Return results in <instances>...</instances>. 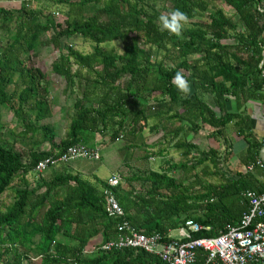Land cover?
Masks as SVG:
<instances>
[{"label":"trees","instance_id":"16d2710c","mask_svg":"<svg viewBox=\"0 0 264 264\" xmlns=\"http://www.w3.org/2000/svg\"><path fill=\"white\" fill-rule=\"evenodd\" d=\"M52 1L67 5L61 21L45 14V6L33 10L22 5L18 12L0 7V17L15 22L7 48L0 54V107L11 110L21 126L12 131L10 140L0 137V197L9 188L14 191L12 202L0 209V264H33L35 259L38 264H165L137 248L104 251L96 248L99 243L94 250L87 247L96 237L105 242L117 236L122 219L138 231L158 233L161 241L174 239L169 231L183 226L188 218L210 229L190 231L181 241L214 236L226 225L238 223L249 206L244 191L264 189L244 184L243 176L220 184L201 181L199 165L204 176L209 169L211 174L221 173L222 157L214 147L204 150L189 141H177L174 146L185 160L165 157L159 170L122 176L126 187L121 182L112 186L96 175L92 182L66 164L46 175L45 170L36 173L34 168L38 160L75 143L96 146L97 136L108 142L140 136L151 115L160 123L164 113H169V120L181 119L180 113L188 115V130H199L200 120L213 128L207 137L217 139L224 137L230 122L238 132H245L249 119L243 113L244 104L264 97V0H164L165 12L145 0ZM214 1L228 7L230 14L222 8L211 9ZM176 9L189 17L180 36L162 30L159 21L162 14ZM49 31L50 37L43 35ZM75 35L93 42V48L83 53L68 46L67 53H59L51 63L53 72L64 78L65 90L74 92L76 82L80 88L64 135L56 140L55 124L43 122L53 108L47 74L20 57L30 58L39 44L59 48L61 38ZM112 40L122 41V52L100 45ZM15 72L18 79L14 81ZM177 72L192 87L190 94L173 83ZM11 83L14 87L8 91ZM145 96L154 98L152 109L156 110L150 115L131 103L134 97ZM158 125L150 129L158 130ZM3 126L0 123V129ZM16 138L26 141L25 153L15 147ZM40 144L49 148L41 149ZM127 150L125 165L132 157L131 148ZM161 153L159 147L144 157ZM180 169L184 174L177 177L173 171ZM32 172L38 176L35 182L28 178ZM107 190L121 205L122 218L108 215ZM203 258L199 250L197 264Z\"/></svg>","mask_w":264,"mask_h":264},{"label":"rangeland","instance_id":"374dc122","mask_svg":"<svg viewBox=\"0 0 264 264\" xmlns=\"http://www.w3.org/2000/svg\"><path fill=\"white\" fill-rule=\"evenodd\" d=\"M146 2L150 1L154 3V6L157 9L165 12L163 7L168 6L167 2L164 0H145ZM22 5L27 6L29 9H39L42 7H46L44 9L45 14H50L53 20H62L65 16V11L67 9L66 4H57L54 3L52 0H0V7L8 8L12 11L18 12L21 9ZM211 9L222 8L225 13L230 14V9L226 7L220 1H214L210 3ZM39 19L43 20L45 17H40ZM14 21L11 19H7L4 16L0 17V54L4 52L7 48V44L9 42L8 37L10 36V27L14 25ZM51 31L44 33L43 35L46 37H50ZM103 47H114L116 51L122 52L123 50V43L121 40H112L107 42L100 43ZM73 47L83 53H88L93 48V42L90 40L80 36H68L63 37L60 40L59 48L54 47L51 44H39L36 48L35 54H32L30 58L25 55H22L20 59L24 63H30L47 74L49 89H50V97L51 102L53 103V108L51 115L44 118L43 122H52L56 126V140H59L63 137L64 132L66 130V126L69 123V115L71 114V105L73 100L75 99L77 93L79 92L80 88H78V82L74 86V92H70L69 90H65L66 82L64 78L56 73L53 72L51 68L52 61L59 55V53H67V47ZM146 47V46H145ZM155 57L160 58L161 55L155 54ZM71 67L73 70L77 68V65L73 63L71 60ZM3 67V65H0ZM14 81L18 79V73L15 72ZM14 87V83L8 85V91H11ZM192 90V87H191ZM152 96H145V97H134L132 99V105L138 110H144L147 114L153 113L155 110L152 109V106L155 107V102ZM63 107H66V114H64ZM0 123L4 124V126L0 129V137H4L5 139L10 140L12 138V131L17 132L21 129L19 120L13 114L11 110L6 107H0ZM148 119V127L143 130L140 136L130 137L124 136L119 138L117 141L108 142L107 138H101L99 136L98 144L96 145L99 149L100 159H85V158H78L66 163V166L71 167L72 171L80 172V174L94 182L95 178L94 175L97 177L106 180L113 174H119L121 177L125 174H132V172L136 171L141 172V170H146V166H148L149 162L152 169H157L158 165L163 161L160 156L154 157L152 160L145 159V155L149 151H157L159 147H161L162 143V132H161V123L160 120H157L153 115L149 116ZM160 124L158 125V130L150 129V125L152 124ZM15 147L21 151L22 153L26 152L27 144L25 140H21L16 138ZM150 143H154L153 149L149 148L146 145H150ZM144 144V145H143ZM127 145V146H126ZM131 147H130V146ZM39 147L41 149H48V144H40ZM127 147L131 148L132 150V157H131V168L127 167L123 163V159L126 155L129 156L130 151L127 150ZM170 152H173V150ZM117 166H121V168H125V173L122 175L119 172ZM61 169V165L55 168H48L42 174L46 175L52 173L53 171ZM121 169V170H122ZM127 169H129V173H127ZM148 169V168H147ZM123 172V170L121 171ZM197 175L201 178V181H212L215 178L210 176H204L201 172V169H198ZM28 178L31 182H35L38 179L36 173H30ZM186 183H189V178L187 177ZM198 185L196 186V188ZM14 198V191L13 189L9 188L6 190L2 196L0 197V209L3 210L7 205H9ZM178 234V231L175 229L172 231V235L175 236ZM100 237H96V239L92 240V243L88 245L87 249H95L94 245L99 243ZM93 249V250H94ZM39 259H35L33 264H38Z\"/></svg>","mask_w":264,"mask_h":264},{"label":"built area","instance_id":"2783aa9c","mask_svg":"<svg viewBox=\"0 0 264 264\" xmlns=\"http://www.w3.org/2000/svg\"><path fill=\"white\" fill-rule=\"evenodd\" d=\"M78 158L100 159L97 146L90 147L82 142L75 143L61 153L46 156L35 165L34 171L41 173L49 167L66 164ZM263 168L264 163L259 159L248 164L247 168ZM121 180L120 175L113 174L107 182L115 186ZM243 195L248 200V210L236 224L226 225V229L214 236L189 237L190 231L210 229L191 218L178 227L180 236L170 241H161L158 233L146 234L136 230L127 220L122 219L118 225L117 236L100 242L98 247L104 251L131 247L141 249L160 258L165 264H197L198 251L204 258L201 264H264V192L246 189ZM107 213L113 217H123L124 211L112 191H106Z\"/></svg>","mask_w":264,"mask_h":264},{"label":"crops","instance_id":"0c3cea01","mask_svg":"<svg viewBox=\"0 0 264 264\" xmlns=\"http://www.w3.org/2000/svg\"><path fill=\"white\" fill-rule=\"evenodd\" d=\"M261 93H264V90H262ZM230 106H232V104H230L229 107ZM179 112L182 111L179 110ZM243 113L249 119V129L245 132H238V129L233 122H230L226 127L224 137H219L218 139L214 137H207V134L212 131L213 128L208 124H202L200 120H197V123L201 125L200 129L196 132H191L187 128V123L189 122L188 115L180 113L182 115L181 119L169 120V113H164L162 115L160 127L162 132V143H160L162 155L160 157L162 159L165 157L172 158L174 162L183 161L184 157L182 156L181 150L174 146V143L177 141H189L192 144L197 145L198 148L204 150L209 147H214L219 150L220 156L222 157L220 163L221 173L220 175H214L211 174V169H209L208 176L215 178L209 182L220 184L222 182H226L228 179L235 180L240 176H243L241 181L244 182V184L246 183L247 185L264 189V167H255L253 170H249L247 168L248 164L251 163L252 158L259 159L264 163V97L249 99L243 106ZM98 139L99 136L96 137V145L98 144ZM147 146L152 149L154 146L156 147L154 143H150V145ZM170 150H173V152H170ZM152 159H154V157H150L148 160L150 161ZM130 161L127 166L129 168H131ZM148 164L149 165L146 166V170L141 171H148L150 169L159 170V165L161 163L158 165L157 169H152L150 162ZM117 167L119 172L124 175L123 173H125V168L122 169L121 166ZM201 167L202 165H199L196 171L201 169ZM69 168L71 169L70 165ZM121 169L123 172H121ZM126 172L129 173V169H127ZM173 172L176 176L183 173L181 169L180 171L176 170ZM73 173L75 172L73 171ZM132 173H136V171ZM120 182L123 187L127 186V182L124 180V177H121ZM235 209L237 212L238 206H235ZM177 228L175 229L177 230ZM175 229L170 230L169 234L172 235V231ZM180 234L179 230L177 235L172 236L179 237ZM91 243L92 240L90 241V244Z\"/></svg>","mask_w":264,"mask_h":264},{"label":"clouds","instance_id":"9594fccd","mask_svg":"<svg viewBox=\"0 0 264 264\" xmlns=\"http://www.w3.org/2000/svg\"><path fill=\"white\" fill-rule=\"evenodd\" d=\"M188 15L179 10H173L169 14H162L159 17V21L162 25V30H168L170 33L180 36L183 26L188 23ZM261 66H264V61H261ZM173 83L179 88V90L185 94H190L191 87L189 82L185 79L183 73L177 72Z\"/></svg>","mask_w":264,"mask_h":264}]
</instances>
